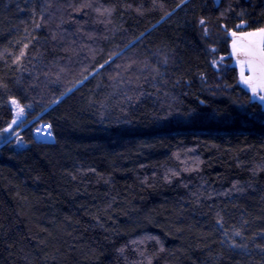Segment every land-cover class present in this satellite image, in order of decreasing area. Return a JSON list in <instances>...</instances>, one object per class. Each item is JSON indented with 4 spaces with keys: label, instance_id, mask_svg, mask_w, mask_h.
Segmentation results:
<instances>
[{
    "label": "trees",
    "instance_id": "trees-1",
    "mask_svg": "<svg viewBox=\"0 0 264 264\" xmlns=\"http://www.w3.org/2000/svg\"><path fill=\"white\" fill-rule=\"evenodd\" d=\"M259 28L264 0H0V130L25 118L0 264H264V110L228 36Z\"/></svg>",
    "mask_w": 264,
    "mask_h": 264
},
{
    "label": "snow or ice",
    "instance_id": "snow-or-ice-1",
    "mask_svg": "<svg viewBox=\"0 0 264 264\" xmlns=\"http://www.w3.org/2000/svg\"><path fill=\"white\" fill-rule=\"evenodd\" d=\"M48 7H52L51 4ZM90 3L81 4L80 8H90ZM79 10V9H77ZM99 11V9H97ZM105 12L108 10L105 9ZM103 14V13H101ZM199 24L203 27L206 22L203 18L199 20ZM239 28V26H237ZM205 36H207L208 29L204 27ZM231 47L232 54L237 57V63L240 65V79L251 91L253 97L258 96L259 99L264 102V28H259L252 32H231ZM27 47V45H25ZM24 53L21 52V56ZM19 59V57L17 58ZM245 69L249 73L245 76ZM158 71V70H157ZM11 103L18 109V115L23 113V108L20 107L18 101L15 99L11 100ZM16 120L12 121L15 124ZM47 127H50L47 126ZM12 129L10 124L8 128L0 130L2 132H9ZM17 142H20V137L17 136ZM219 223V221H218ZM234 235L240 236L239 231L235 232ZM232 247H246V245H239L235 242L232 243ZM257 247H261L257 245Z\"/></svg>",
    "mask_w": 264,
    "mask_h": 264
},
{
    "label": "rangeland",
    "instance_id": "rangeland-1",
    "mask_svg": "<svg viewBox=\"0 0 264 264\" xmlns=\"http://www.w3.org/2000/svg\"><path fill=\"white\" fill-rule=\"evenodd\" d=\"M229 39H230V57H231V61H232V66H234L237 70V73H238V81H239V84L246 90L249 92L250 94V97L253 101H256L260 104L261 108L264 110V105L262 104V101L259 99L258 96L256 97H253L251 91L248 89V87L243 84L241 82V79H240V67L238 66L237 62H236V57L232 54V47H231V43H232V39H231V35L229 34ZM214 64H217V63H214ZM249 73L247 71H245V76H247ZM12 109H13V120L15 119L16 120V123L15 124H12L11 122V125H12V129L11 131L9 132H4V135L2 137V139H5L6 141H13L15 142V146L16 147H22L23 146V143L20 142L18 143L17 142V135L18 133H16V131L14 132V129L21 126V124L24 122V112L22 114H19L18 115V109L12 104ZM45 125L47 124H39L33 131L32 135H33V138L35 141H38V142H43L42 140H40L39 138V134L40 133H43V132H50L51 133V130H50V127L46 128ZM48 126V125H47ZM8 128V127H7ZM23 129V128H21ZM52 134V133H51ZM43 143H50V142H43Z\"/></svg>",
    "mask_w": 264,
    "mask_h": 264
},
{
    "label": "bare ground",
    "instance_id": "bare-ground-1",
    "mask_svg": "<svg viewBox=\"0 0 264 264\" xmlns=\"http://www.w3.org/2000/svg\"><path fill=\"white\" fill-rule=\"evenodd\" d=\"M236 62H237V57H236ZM238 66L240 67L239 64H238ZM245 71H247V69H245ZM262 104L264 105V102H262ZM45 127L48 128L47 125H45ZM39 137H40L39 139L42 140L43 142H50V143L54 142V137L49 131L40 133Z\"/></svg>",
    "mask_w": 264,
    "mask_h": 264
}]
</instances>
